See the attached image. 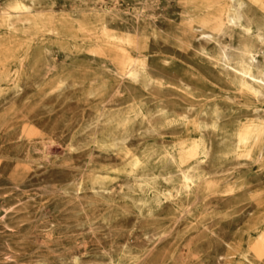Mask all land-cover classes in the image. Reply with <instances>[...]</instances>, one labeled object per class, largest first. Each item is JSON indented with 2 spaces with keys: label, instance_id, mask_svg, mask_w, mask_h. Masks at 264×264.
<instances>
[{
  "label": "rangeland",
  "instance_id": "obj_1",
  "mask_svg": "<svg viewBox=\"0 0 264 264\" xmlns=\"http://www.w3.org/2000/svg\"><path fill=\"white\" fill-rule=\"evenodd\" d=\"M20 1L0 0V264H264V145L235 152L264 91L234 70L251 49L264 76V0Z\"/></svg>",
  "mask_w": 264,
  "mask_h": 264
},
{
  "label": "bare ground",
  "instance_id": "obj_2",
  "mask_svg": "<svg viewBox=\"0 0 264 264\" xmlns=\"http://www.w3.org/2000/svg\"><path fill=\"white\" fill-rule=\"evenodd\" d=\"M242 7H243L242 3L239 2L236 3L235 12L230 17V22L232 24L235 25L241 21L242 16L240 12L242 11ZM26 10L27 7L20 0H10L7 12L9 11L19 12ZM257 40L259 43L264 45V34L259 33L257 35ZM255 59H256L255 52L251 49L246 50V57L239 65L238 69H234V70L236 71V74H238V76L240 77L239 85L242 88L246 89L247 91H250L251 93L260 96L261 91H264V76L255 75L254 73ZM163 62L167 63L168 59H164ZM128 74L130 77L133 78L144 76L146 74L144 63L137 62L134 67L129 69ZM191 77L194 78L197 76L196 74L191 73ZM263 145H264V120L260 118H255L252 120L243 121L239 125V128L235 134V152L238 153V156L240 155L239 157L240 158L244 157V159L245 158L253 159L254 156L257 155L258 159L261 160L263 158ZM198 151L200 156L198 163L201 164L209 156V150L206 146V143L203 140L200 141L198 145ZM118 152L120 157L121 168H116L114 169V171L122 172V174L125 173L129 176L136 177V175L141 171V169L144 166V161L142 160V158L137 154L133 153L125 144L119 147ZM146 178L144 179L146 180ZM151 181H155V178ZM200 181H201V175L199 174V170L196 168V166L195 167L189 166L181 171L182 186L180 190L184 189L187 192H190L192 188L197 187ZM79 187L82 188L83 184H80Z\"/></svg>",
  "mask_w": 264,
  "mask_h": 264
}]
</instances>
